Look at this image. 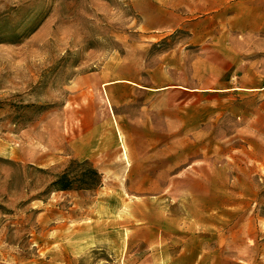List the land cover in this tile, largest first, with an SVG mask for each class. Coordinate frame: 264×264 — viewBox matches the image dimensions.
<instances>
[{"label": "rangeland", "instance_id": "1", "mask_svg": "<svg viewBox=\"0 0 264 264\" xmlns=\"http://www.w3.org/2000/svg\"><path fill=\"white\" fill-rule=\"evenodd\" d=\"M99 129L142 175L78 157ZM86 161L101 186L51 189ZM209 249L264 264V0H0V264Z\"/></svg>", "mask_w": 264, "mask_h": 264}, {"label": "crops", "instance_id": "2", "mask_svg": "<svg viewBox=\"0 0 264 264\" xmlns=\"http://www.w3.org/2000/svg\"><path fill=\"white\" fill-rule=\"evenodd\" d=\"M101 129L97 131H91L88 132L87 135L84 137V139H77L75 144L76 154L78 157H80L82 160H88V159H98L102 154H104L106 151H112L114 152V155L112 157V163L115 165H120L121 162L124 164H127L128 160L129 163L124 166V170L126 171L125 174H128V176H131L130 179L133 178V176H138L143 174V159H142V152H134L130 149L127 150L126 154L124 152V145L123 140L121 141L120 134L118 131L113 132V136H110L109 138L100 141L99 137L102 136V132H100ZM98 138V139H96ZM123 139V138H122ZM125 144V143H124ZM113 175H120L121 172L118 169H115L114 172H110ZM105 175V174H103ZM143 182L142 178L138 180V182ZM132 189L128 187V183L124 182L121 187H118L117 190L122 191ZM134 189H143V186L140 185L139 187H136ZM226 256V254H225ZM217 254L213 252L211 254L210 249L207 251L203 250L202 255H196V258H193L191 260V263L189 264H217ZM176 262V260H175ZM174 262V263H175Z\"/></svg>", "mask_w": 264, "mask_h": 264}, {"label": "trees", "instance_id": "3", "mask_svg": "<svg viewBox=\"0 0 264 264\" xmlns=\"http://www.w3.org/2000/svg\"><path fill=\"white\" fill-rule=\"evenodd\" d=\"M73 169V171H72ZM58 176L50 186L53 191L93 190L103 183V177L98 169L90 162H73V168Z\"/></svg>", "mask_w": 264, "mask_h": 264}, {"label": "bare ground", "instance_id": "4", "mask_svg": "<svg viewBox=\"0 0 264 264\" xmlns=\"http://www.w3.org/2000/svg\"><path fill=\"white\" fill-rule=\"evenodd\" d=\"M120 138H121V141L123 140L122 139V136H120ZM123 145H124V152H125V154H126V152H127V148L125 147V144L123 143Z\"/></svg>", "mask_w": 264, "mask_h": 264}]
</instances>
